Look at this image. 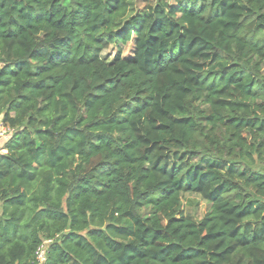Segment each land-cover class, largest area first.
<instances>
[{"label":"trees","instance_id":"16d2710c","mask_svg":"<svg viewBox=\"0 0 264 264\" xmlns=\"http://www.w3.org/2000/svg\"><path fill=\"white\" fill-rule=\"evenodd\" d=\"M0 118V264H264V0H0Z\"/></svg>","mask_w":264,"mask_h":264},{"label":"rangeland","instance_id":"374dc122","mask_svg":"<svg viewBox=\"0 0 264 264\" xmlns=\"http://www.w3.org/2000/svg\"><path fill=\"white\" fill-rule=\"evenodd\" d=\"M114 53L113 50H108L104 53L106 59H110L111 55ZM1 121V119H0ZM258 169L264 171V166H258ZM209 209V204L204 201L200 196L185 194L183 196V202L181 211L191 216L195 220H200L206 214Z\"/></svg>","mask_w":264,"mask_h":264},{"label":"built area","instance_id":"2783aa9c","mask_svg":"<svg viewBox=\"0 0 264 264\" xmlns=\"http://www.w3.org/2000/svg\"><path fill=\"white\" fill-rule=\"evenodd\" d=\"M12 129L5 126L0 121V154H5L7 151L5 149V144L10 139L12 135ZM37 264H45L46 261V247L45 245L41 246L36 253Z\"/></svg>","mask_w":264,"mask_h":264},{"label":"crops","instance_id":"0c3cea01","mask_svg":"<svg viewBox=\"0 0 264 264\" xmlns=\"http://www.w3.org/2000/svg\"><path fill=\"white\" fill-rule=\"evenodd\" d=\"M1 119V118H0Z\"/></svg>","mask_w":264,"mask_h":264}]
</instances>
